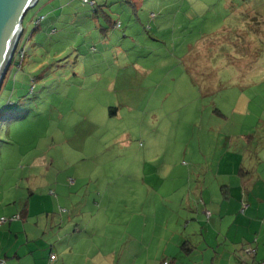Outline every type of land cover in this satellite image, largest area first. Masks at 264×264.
<instances>
[{
    "label": "rangeland",
    "instance_id": "rangeland-1",
    "mask_svg": "<svg viewBox=\"0 0 264 264\" xmlns=\"http://www.w3.org/2000/svg\"><path fill=\"white\" fill-rule=\"evenodd\" d=\"M83 1L1 85L0 264H264V0Z\"/></svg>",
    "mask_w": 264,
    "mask_h": 264
},
{
    "label": "water",
    "instance_id": "water-1",
    "mask_svg": "<svg viewBox=\"0 0 264 264\" xmlns=\"http://www.w3.org/2000/svg\"><path fill=\"white\" fill-rule=\"evenodd\" d=\"M40 0H0V90L23 33L27 13Z\"/></svg>",
    "mask_w": 264,
    "mask_h": 264
},
{
    "label": "crops",
    "instance_id": "crops-1",
    "mask_svg": "<svg viewBox=\"0 0 264 264\" xmlns=\"http://www.w3.org/2000/svg\"><path fill=\"white\" fill-rule=\"evenodd\" d=\"M54 0H49V2H53ZM85 4V3H84ZM62 14L57 18V20L58 21H60V20H62L63 19V17H64V15H65V12H61ZM75 15V14H74ZM48 18H45V20L44 21H46ZM51 26V24H49V26L48 27H50ZM118 26V25H117ZM10 80V79H9ZM30 216H31V214H30V210H28V209H26L25 211H24V217L26 218V220L27 219H29L30 218ZM60 228L63 226V222H60ZM77 232H78V230H77ZM77 232H75V233H77ZM58 239H59V241H57L58 243H57V245L58 244H60V243H62V241H63V238L62 237H58ZM261 244H262V246L264 247V243L263 242H261ZM261 244L257 247V251H256V254H255V257L257 258V256L260 254V247H261ZM60 250H62L61 249V247H58ZM57 250L56 249V247L55 248H52V250H51V254L52 253H55V255H56V260H57V253H56V251L55 250ZM259 250V251H258ZM252 254V251H247V254ZM254 253V252H253ZM250 256V255H249ZM248 256V257H249ZM247 257V258H248ZM243 258H245V256H243Z\"/></svg>",
    "mask_w": 264,
    "mask_h": 264
},
{
    "label": "built area",
    "instance_id": "built-area-1",
    "mask_svg": "<svg viewBox=\"0 0 264 264\" xmlns=\"http://www.w3.org/2000/svg\"><path fill=\"white\" fill-rule=\"evenodd\" d=\"M83 2H84L85 4H87V3H88V0H84ZM4 222H6V221L3 220L2 223H4ZM2 223H1V224H2ZM55 260H56V255L52 253V254H51V261L53 262V261H55ZM164 264H168V263H164Z\"/></svg>",
    "mask_w": 264,
    "mask_h": 264
},
{
    "label": "trees",
    "instance_id": "trees-1",
    "mask_svg": "<svg viewBox=\"0 0 264 264\" xmlns=\"http://www.w3.org/2000/svg\"><path fill=\"white\" fill-rule=\"evenodd\" d=\"M15 58H16V55H14L13 61L11 63L12 65L16 62Z\"/></svg>",
    "mask_w": 264,
    "mask_h": 264
}]
</instances>
